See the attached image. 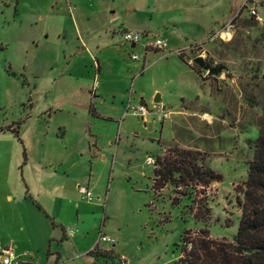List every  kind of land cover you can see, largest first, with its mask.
I'll return each mask as SVG.
<instances>
[{"label": "rangeland", "instance_id": "374dc122", "mask_svg": "<svg viewBox=\"0 0 264 264\" xmlns=\"http://www.w3.org/2000/svg\"><path fill=\"white\" fill-rule=\"evenodd\" d=\"M124 31L167 48L143 56ZM263 110L264 0H0V249L17 264H188L185 231L236 232ZM172 147L220 179L154 191Z\"/></svg>", "mask_w": 264, "mask_h": 264}, {"label": "trees", "instance_id": "16d2710c", "mask_svg": "<svg viewBox=\"0 0 264 264\" xmlns=\"http://www.w3.org/2000/svg\"><path fill=\"white\" fill-rule=\"evenodd\" d=\"M259 133L253 142L250 160L246 163V179L236 201L240 217L233 237L211 238L208 231H185L181 236V259L188 264H264V110ZM198 151L172 147L162 158L155 159L152 189L160 191L167 184L178 193L180 187H206L220 179L219 174L203 168ZM174 202L177 198L173 199ZM200 211L203 213L200 214ZM193 217L205 222L209 210L200 204ZM95 259H107L111 251L95 246L87 253Z\"/></svg>", "mask_w": 264, "mask_h": 264}, {"label": "built area", "instance_id": "2783aa9c", "mask_svg": "<svg viewBox=\"0 0 264 264\" xmlns=\"http://www.w3.org/2000/svg\"><path fill=\"white\" fill-rule=\"evenodd\" d=\"M252 15H255L254 12H251ZM230 28L226 26L225 29L221 30L219 37L223 39L228 33H229ZM142 38H146L145 34H139L136 32H129V31H124L121 33V40L120 44L121 45H129L130 48H135V47H140L143 51V56L150 50L154 51H164L167 48V41L160 39V38H154L153 40H145L143 41ZM131 60L136 61L138 59L137 55H130ZM134 114L138 116L144 117L146 114V111L144 108L139 107L136 111H133ZM148 163L152 164V161L147 159ZM82 199L86 201H90L91 199V193L89 190L85 189L82 190ZM75 229L70 228L67 231L68 235H73L75 233ZM98 241L101 242H106V243H112L113 240L104 236L99 232L98 234ZM16 255L14 252L8 248L4 247L0 249V264H17L16 261ZM124 261V260H123ZM122 264H126L125 261Z\"/></svg>", "mask_w": 264, "mask_h": 264}, {"label": "water", "instance_id": "95a60500", "mask_svg": "<svg viewBox=\"0 0 264 264\" xmlns=\"http://www.w3.org/2000/svg\"><path fill=\"white\" fill-rule=\"evenodd\" d=\"M192 62L197 66V67H199L201 70H206L207 69V67H206V65L204 64V61L200 58V57H195L193 60H192ZM211 73L212 74H215L216 73V71H211ZM154 103H159V98H158V96H156V98L154 99V101H153ZM139 106L140 107H142V108H144L145 107V104L143 103V102H141V103H139ZM164 110V108H161V111H163Z\"/></svg>", "mask_w": 264, "mask_h": 264}, {"label": "crops", "instance_id": "0c3cea01", "mask_svg": "<svg viewBox=\"0 0 264 264\" xmlns=\"http://www.w3.org/2000/svg\"><path fill=\"white\" fill-rule=\"evenodd\" d=\"M107 46L106 45H103V47L101 46L100 47V50L98 51V52H101V51H103L105 48H106ZM99 54V53H98ZM97 67H98V71L100 70V67L97 65ZM95 91L93 92V95H92V97H95ZM123 99V95H121V100ZM142 101H140L139 103H141ZM138 106H139V104H138ZM91 108H92V112H90V110H91ZM88 112H89V114L91 115V116H93V117H96V118H100V119H103L104 117H102V115H100L99 113H97L96 112V110H95V108L92 106V104L90 105V107L88 108ZM106 119H111V118H106ZM147 119H149L148 118V116H147ZM26 196V195H25ZM95 247V246H94ZM93 247V248H94ZM92 248V249H93ZM91 249V250H92ZM90 250V251H91ZM121 259V258H120ZM121 260H123V259H121Z\"/></svg>", "mask_w": 264, "mask_h": 264}, {"label": "bare ground", "instance_id": "6f19581e", "mask_svg": "<svg viewBox=\"0 0 264 264\" xmlns=\"http://www.w3.org/2000/svg\"><path fill=\"white\" fill-rule=\"evenodd\" d=\"M204 117H205L206 119H208V117H207V116H205V115H204Z\"/></svg>", "mask_w": 264, "mask_h": 264}]
</instances>
